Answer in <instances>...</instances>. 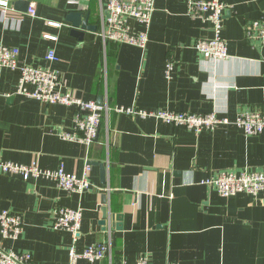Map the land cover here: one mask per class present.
Listing matches in <instances>:
<instances>
[{"label":"crops","instance_id":"obj_1","mask_svg":"<svg viewBox=\"0 0 264 264\" xmlns=\"http://www.w3.org/2000/svg\"><path fill=\"white\" fill-rule=\"evenodd\" d=\"M0 1L9 3L7 14L0 6L1 44L19 48L23 64L58 71L63 93L85 102L102 97L103 106L112 109L92 146L64 140L61 133L73 131L77 108L19 95L20 74L0 68V162L36 161L51 172L62 166L79 178L88 164L92 167V187L84 194L63 191L52 178L25 181L0 173V210L23 220L19 240L4 238L0 227V246L28 252L31 264H70L74 236L53 228L54 215L81 209L76 252L106 243L111 257L77 264H136L142 257L150 264H264V193L224 198L202 185L222 171L264 172V132L247 137L234 125H220L195 134L185 126L113 110L216 113L234 123L240 112L264 108V45L249 35L255 23L264 22V0H224L222 36L230 58L223 62L197 51L196 44L212 38L213 31L208 20L188 15L187 0H156L145 51L103 44L97 34L102 0ZM17 1L29 2L37 15L15 10ZM71 12L90 14L89 24L98 30L73 28L66 20ZM46 34L57 36V42L46 40ZM50 49L58 62L46 61ZM169 60L175 65L171 78ZM99 164L106 166L105 184ZM104 195L106 230L100 225ZM117 215L123 216L121 231L115 228Z\"/></svg>","mask_w":264,"mask_h":264},{"label":"built area","instance_id":"obj_2","mask_svg":"<svg viewBox=\"0 0 264 264\" xmlns=\"http://www.w3.org/2000/svg\"><path fill=\"white\" fill-rule=\"evenodd\" d=\"M104 8L101 14L100 27L97 32L104 45L109 42L135 46L145 51L149 44L156 0H102ZM3 13L9 11V3L0 1ZM36 16V10H29ZM227 6L224 0H187V13L192 18H203L211 23L213 37L200 40L196 44L197 51L208 60L223 62L230 58L227 43L222 36L224 17ZM135 22L142 27L137 30L132 27ZM49 27L59 29L61 24L48 22ZM249 35L256 36L264 45V22H257ZM46 40L57 42L58 37L51 34L44 36ZM20 50L16 47L0 43V68H9L20 74L18 94L43 102L47 105L61 104L77 108L72 132H62L61 137L92 146L99 138L102 120L112 109L109 106L100 107L96 101L85 102L72 94L61 91L62 80L60 73L51 67H35L20 61ZM49 63L59 61L55 49H50L45 57ZM175 65L172 60L167 62L166 76L172 77ZM33 86L30 91L27 86ZM114 111L140 118L152 117L175 126H185L188 130L199 134L203 131H214L220 125H234L241 129L247 137L259 136L264 132V108L244 110L240 112L236 122L212 114H195L156 110L152 112L139 110L136 107H116ZM92 167L87 165L84 176L79 178L67 173L61 166L57 171H45L36 161L30 165H20L10 162H0V173L19 176L25 181L32 178L46 177L56 180L59 188L68 193L84 194L91 190L90 172ZM217 191L224 198L238 194H248L254 197L264 193V172L245 169L241 172L222 171L211 179L202 182ZM83 212L81 209H59L55 212L53 228L66 230L73 234L74 242L69 248L70 264L79 260L99 263L107 256L111 257V245L96 243L87 247L81 254L76 252L75 244L81 230ZM0 227L4 238L19 240L23 234V220L20 216L0 210ZM32 256L28 252L4 249L0 246V264H31ZM114 264V263H111ZM117 264H129L122 260ZM136 264H150L148 257H142ZM177 264V263H169Z\"/></svg>","mask_w":264,"mask_h":264},{"label":"water","instance_id":"obj_3","mask_svg":"<svg viewBox=\"0 0 264 264\" xmlns=\"http://www.w3.org/2000/svg\"><path fill=\"white\" fill-rule=\"evenodd\" d=\"M14 7H15V10H19L21 12L26 13V12H28L30 10V3L29 2H24L23 3V2L17 1V2H15ZM89 17H90V14H85L84 12H71V13L68 14L66 20L75 29H81L82 31L95 32V31L98 30V27L89 24ZM77 35H79V34H77ZM97 104L100 107L103 106V98L102 97L99 98ZM99 167L101 169L103 182L105 184L106 183L105 182L106 166L104 164H99ZM102 200H103L102 201L103 217H102V220L100 222V225L103 227L104 230H106L107 222H108V219H109V212H108V208H107V196L104 195ZM122 218H123L122 215H117L116 217H113V220L116 221L115 228H116L117 231H121L123 229L122 228V222H121Z\"/></svg>","mask_w":264,"mask_h":264}]
</instances>
